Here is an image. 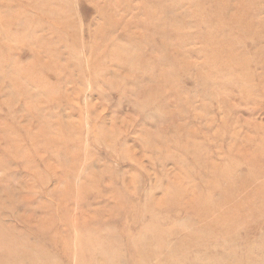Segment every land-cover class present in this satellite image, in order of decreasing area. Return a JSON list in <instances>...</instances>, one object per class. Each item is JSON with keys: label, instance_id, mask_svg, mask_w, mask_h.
Wrapping results in <instances>:
<instances>
[{"label": "rangeland", "instance_id": "374dc122", "mask_svg": "<svg viewBox=\"0 0 264 264\" xmlns=\"http://www.w3.org/2000/svg\"><path fill=\"white\" fill-rule=\"evenodd\" d=\"M0 226L42 252L0 264H264V0H0Z\"/></svg>", "mask_w": 264, "mask_h": 264}, {"label": "bare ground", "instance_id": "6f19581e", "mask_svg": "<svg viewBox=\"0 0 264 264\" xmlns=\"http://www.w3.org/2000/svg\"><path fill=\"white\" fill-rule=\"evenodd\" d=\"M243 181L242 180H237L233 183L232 187L236 188L237 185L242 184ZM9 190V189H8ZM230 195V192L233 191L232 190H228ZM226 195V196H227ZM197 206H205L207 204L204 205H199L196 203ZM210 206V203H209ZM211 207V206H210ZM229 218H225L226 220H224L226 223V225L228 224L229 227L230 226V222H233V218L235 217L233 214H229L228 215ZM146 230L148 231V233H154V240L155 242H161V236L160 234H158L157 229L155 227L154 223L149 224L146 227ZM20 241V240H18ZM16 241V239L13 237L12 232L9 230H6L4 227L0 226V245H5V244H9V247H13V248H21V251L18 252L19 255L21 256H28L31 254H37L39 257V253L41 251H37V250H32L29 248V246H26L24 244H18ZM191 241L195 244H176V249H185L184 251H186V255L184 256V258L182 257L180 260L182 262H184L185 264H201V262L203 261V255L206 252V236L199 233H194L191 235ZM205 248V249H204ZM167 251L171 249V246L169 244H133V254L138 257L140 259L141 264H148L151 260L152 261H159V264H161V260H164L163 257H159V253L162 252L161 250ZM29 251V254H28ZM42 253V252H41ZM115 254H117L116 252H114ZM19 255H14L15 257H10L8 258L11 259V262L9 261V264H13V259H16L15 261L19 260L21 257ZM190 255H192L190 257ZM110 261L112 262L113 260L116 259L114 254L108 255V257ZM192 258V259H190ZM39 260V259H38ZM190 260V261H189Z\"/></svg>", "mask_w": 264, "mask_h": 264}]
</instances>
